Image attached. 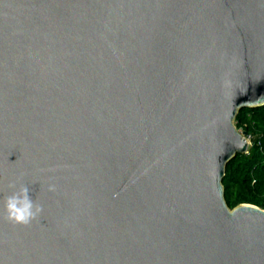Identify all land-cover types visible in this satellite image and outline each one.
Wrapping results in <instances>:
<instances>
[{
  "label": "water",
  "instance_id": "water-1",
  "mask_svg": "<svg viewBox=\"0 0 264 264\" xmlns=\"http://www.w3.org/2000/svg\"><path fill=\"white\" fill-rule=\"evenodd\" d=\"M262 106L264 0H0V264H264L223 184Z\"/></svg>",
  "mask_w": 264,
  "mask_h": 264
},
{
  "label": "trees",
  "instance_id": "trees-1",
  "mask_svg": "<svg viewBox=\"0 0 264 264\" xmlns=\"http://www.w3.org/2000/svg\"><path fill=\"white\" fill-rule=\"evenodd\" d=\"M236 126L251 137V146L227 165L226 201L231 208L243 203L264 208V106L243 109Z\"/></svg>",
  "mask_w": 264,
  "mask_h": 264
},
{
  "label": "clouds",
  "instance_id": "clouds-1",
  "mask_svg": "<svg viewBox=\"0 0 264 264\" xmlns=\"http://www.w3.org/2000/svg\"><path fill=\"white\" fill-rule=\"evenodd\" d=\"M9 187L14 190L4 198L5 219L14 225L26 226L40 215L43 207L29 196V188L26 185L17 189L16 183L13 182ZM48 190L54 192L56 186L50 184Z\"/></svg>",
  "mask_w": 264,
  "mask_h": 264
},
{
  "label": "built area",
  "instance_id": "built-area-1",
  "mask_svg": "<svg viewBox=\"0 0 264 264\" xmlns=\"http://www.w3.org/2000/svg\"><path fill=\"white\" fill-rule=\"evenodd\" d=\"M243 131V130H242ZM248 138H249V140H250V142H251V137L250 136H248Z\"/></svg>",
  "mask_w": 264,
  "mask_h": 264
},
{
  "label": "rangeland",
  "instance_id": "rangeland-1",
  "mask_svg": "<svg viewBox=\"0 0 264 264\" xmlns=\"http://www.w3.org/2000/svg\"><path fill=\"white\" fill-rule=\"evenodd\" d=\"M240 131H242V129H239Z\"/></svg>",
  "mask_w": 264,
  "mask_h": 264
}]
</instances>
